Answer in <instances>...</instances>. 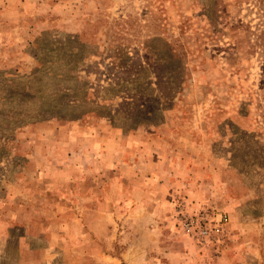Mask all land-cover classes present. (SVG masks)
<instances>
[{"label": "rangeland", "instance_id": "374dc122", "mask_svg": "<svg viewBox=\"0 0 264 264\" xmlns=\"http://www.w3.org/2000/svg\"><path fill=\"white\" fill-rule=\"evenodd\" d=\"M260 31L264 0H0V264H264Z\"/></svg>", "mask_w": 264, "mask_h": 264}, {"label": "built area", "instance_id": "2783aa9c", "mask_svg": "<svg viewBox=\"0 0 264 264\" xmlns=\"http://www.w3.org/2000/svg\"><path fill=\"white\" fill-rule=\"evenodd\" d=\"M213 220L215 222H220V221L221 222H225L226 221V217H225V215L218 216L217 219H215V218L211 219V221L209 223L214 222ZM192 223H194V222L186 223L185 224V228L189 229V230L196 229V235L201 237V238L208 237L209 233H212L213 235H215L218 232V225L213 224V225H210L209 227H207L206 225L200 226V225H198V223H196V224L194 223L195 226L192 228V226H191Z\"/></svg>", "mask_w": 264, "mask_h": 264}, {"label": "trees", "instance_id": "16d2710c", "mask_svg": "<svg viewBox=\"0 0 264 264\" xmlns=\"http://www.w3.org/2000/svg\"><path fill=\"white\" fill-rule=\"evenodd\" d=\"M249 34H252V33H249ZM249 43V46L251 45H259L261 47H263V44H264V32L263 31H260L254 38V41L253 42H248ZM263 63H264V59H263Z\"/></svg>", "mask_w": 264, "mask_h": 264}]
</instances>
